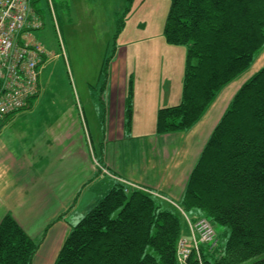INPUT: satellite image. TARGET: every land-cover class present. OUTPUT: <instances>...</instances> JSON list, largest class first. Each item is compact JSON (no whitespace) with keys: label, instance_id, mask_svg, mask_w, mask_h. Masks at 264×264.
I'll return each mask as SVG.
<instances>
[{"label":"trees","instance_id":"trees-1","mask_svg":"<svg viewBox=\"0 0 264 264\" xmlns=\"http://www.w3.org/2000/svg\"><path fill=\"white\" fill-rule=\"evenodd\" d=\"M162 32L168 44L185 46L186 59L180 101L157 109L156 134L192 128L221 89L250 67L264 48V0H170ZM126 90L128 134L131 82ZM166 204L114 183L71 228L53 264H177L183 217ZM178 204L219 227L221 243L201 248L204 264H264V66L230 100ZM36 251L16 219L3 215L0 264H31Z\"/></svg>","mask_w":264,"mask_h":264},{"label":"crops","instance_id":"crops-1","mask_svg":"<svg viewBox=\"0 0 264 264\" xmlns=\"http://www.w3.org/2000/svg\"><path fill=\"white\" fill-rule=\"evenodd\" d=\"M262 66L264 49L247 70L221 89L201 119L187 131L155 133L157 109L175 101L159 102L156 86L150 85L149 128L148 123L144 125L149 130L140 131L142 125L135 120L132 96V120L125 134L123 100L127 83L120 54L101 92L108 126L98 140V150L90 131H82L74 113L70 120L58 118L42 131H2L15 118H27L35 99L13 113L0 130V139L6 138L0 140V219L10 213L37 243L31 264H53L71 228L116 182L148 189L156 199L168 204L172 200L179 202L212 129L236 91ZM116 70L121 77L119 98L113 94ZM169 99L168 95L166 101ZM115 120L120 124L116 125ZM187 234L188 227L183 222L182 235Z\"/></svg>","mask_w":264,"mask_h":264},{"label":"rangeland","instance_id":"rangeland-1","mask_svg":"<svg viewBox=\"0 0 264 264\" xmlns=\"http://www.w3.org/2000/svg\"><path fill=\"white\" fill-rule=\"evenodd\" d=\"M169 5L170 0H37L44 24L31 35L47 51L40 64L39 89L27 118H15L2 131H42L58 118L70 120L74 113L98 150L108 126L101 92L120 54L125 81L133 83L135 120L142 125L140 131L149 130L144 129L147 123L149 128V86H156L159 102L176 104L181 97L186 48L164 39ZM113 76V94L119 98L121 77L117 70ZM150 127L154 128L153 121ZM214 229L221 243L219 227Z\"/></svg>","mask_w":264,"mask_h":264},{"label":"built area","instance_id":"built-area-1","mask_svg":"<svg viewBox=\"0 0 264 264\" xmlns=\"http://www.w3.org/2000/svg\"><path fill=\"white\" fill-rule=\"evenodd\" d=\"M32 2L0 0V130L6 117L28 105L39 89L40 64L47 51L31 35L32 30L44 24ZM123 184L125 190L133 187L154 195L134 184ZM170 203L181 212L188 227L187 236L181 235L176 244L177 264H204L202 246L211 249L217 242L213 225L203 216L189 217L177 204Z\"/></svg>","mask_w":264,"mask_h":264}]
</instances>
